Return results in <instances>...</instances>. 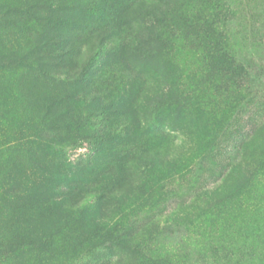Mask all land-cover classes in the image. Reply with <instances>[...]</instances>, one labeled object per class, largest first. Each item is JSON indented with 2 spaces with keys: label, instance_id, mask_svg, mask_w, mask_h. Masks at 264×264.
<instances>
[{
  "label": "rangeland",
  "instance_id": "374dc122",
  "mask_svg": "<svg viewBox=\"0 0 264 264\" xmlns=\"http://www.w3.org/2000/svg\"><path fill=\"white\" fill-rule=\"evenodd\" d=\"M72 1L78 6L0 0V184L16 183L15 196L0 193V264H139L144 253L167 264H264V179L253 183L243 172L258 157L253 145L264 140V0H217L232 11L221 25L246 69L240 100L217 92L218 79L208 78L212 67L203 59L207 49L192 41L197 33L190 27L186 41L165 35L169 42H144L137 51L130 33L111 38L104 77L99 67L82 84L43 75L61 64L78 70L107 11L126 18L132 0ZM163 1L179 8L178 17L190 3L210 2ZM55 42L59 51L46 56L45 46ZM102 85L107 112L88 95L103 93ZM169 93L187 100L158 111ZM71 117L81 118L80 130L66 127ZM144 140L157 154L149 173L125 158L129 143ZM80 185L118 189L135 209L119 212L108 200L100 215L83 220L57 213L51 194ZM99 217L111 228L93 229ZM123 237L134 238L140 256L117 243Z\"/></svg>",
  "mask_w": 264,
  "mask_h": 264
},
{
  "label": "trees",
  "instance_id": "16d2710c",
  "mask_svg": "<svg viewBox=\"0 0 264 264\" xmlns=\"http://www.w3.org/2000/svg\"><path fill=\"white\" fill-rule=\"evenodd\" d=\"M68 0L69 6L64 5V7L73 8L78 6L75 1ZM220 1L210 0L209 5H197L196 3H190L183 10L179 17L175 14L174 11H177L179 8L172 7L171 5L165 4L163 0H153V2H149L148 0H132L129 4L130 10H128V17L123 19L115 14L112 11H107L106 19L103 28L101 29L99 36L96 39V44L91 48V50L86 54L85 59L80 65L79 69L75 72H69L64 64L61 68L59 65V70L56 72H42L45 76H50L56 80L63 81L65 83H76L82 84L89 80L92 73H94L99 67V76H106V74L110 71L101 68L103 64H109V50L113 48L111 43V38H117L118 36H122L124 39V34L130 33L132 35V43L130 46H133L137 51L140 48H144L143 43L148 42L152 44L153 42L158 41H166L169 42V39H165V35H171V37H176V39H180L181 41H186L190 34L188 29L185 31V27H190L193 29L192 33H197L192 40L194 43L198 45V47H204L207 49V55H204L203 59L207 61L208 66H211L212 72L209 74L211 81L218 79V84L216 85L217 92L221 91L222 94L225 95V99L229 98L231 100L238 99L243 96L244 86L242 84V80L246 75L245 67L239 63L236 59V54L231 50L228 36L226 35L225 29L222 27V23L226 24L229 20L230 15H232V11L230 10L228 4L224 1V5H219ZM198 9L199 7H205ZM88 10H91L90 6H87ZM180 8H183L180 7ZM29 9V5L25 10ZM97 14H99L102 9L96 8ZM47 10V9H46ZM179 18L183 22V27L177 28L178 25L176 23V19ZM122 19V20H121ZM135 23V24H134ZM223 24V25H224ZM144 26L148 30L143 34L141 31L133 30V26ZM191 33V34H192ZM135 41L136 44H133ZM146 45V44H145ZM122 48V47H121ZM124 49V48H123ZM59 51V43L55 42V44H50L45 46L44 52L46 56L54 55V52ZM69 50L63 51V57L67 58V54ZM52 55V56H53ZM59 59V56L56 59ZM20 61V60H19ZM28 62V61H27ZM31 64L36 65L37 68L42 69V64H39L36 60L31 62ZM102 72V73H101ZM100 86V85H99ZM102 89L104 90L106 87L102 85ZM215 87H213L214 90ZM107 90H104L103 93L95 92L94 94L88 92L89 98L96 102V104L101 103L106 98ZM176 96L175 94H167L165 95L161 101L159 102L158 111H167L173 108L176 105H181L182 102L187 100V96ZM103 106V111L107 112L112 110L111 106L105 103H101ZM99 105V106H100ZM114 105L118 110H121L120 106ZM102 119V118H101ZM103 120V119H102ZM57 121L64 122V119H57ZM81 118L71 117L68 120L67 128L80 130L83 127ZM51 125L44 124L42 126L47 127ZM50 127V126H49ZM264 129V126H262ZM111 137L114 138L115 131L111 130ZM254 137V134L251 137ZM255 139V137H254ZM253 139V140H254ZM252 141V139H251ZM151 144L148 140L139 141V142H131L126 147L127 153H125V158L134 157L137 159V164L143 170V172L149 173L152 169L153 160L156 159L157 154L151 150ZM254 154L258 155V157L253 160L250 164H247V167L243 169V172L247 174L249 178L253 179V183L262 182L259 178L264 179V140L257 142L253 145ZM82 178V177H80ZM29 184L34 186V188L39 189L42 187V181L29 180ZM7 187L0 184V193L3 196L14 195V189L16 187V183L10 184L5 183ZM78 192L75 194V190L78 189ZM139 188H137L138 190ZM242 192L240 195V199L243 198L245 202V197L249 194L248 188L242 185ZM73 191V193H70ZM139 193V191H138ZM82 194V198L79 197ZM76 195L78 197H76ZM87 196L86 198L84 196ZM84 197V198H83ZM112 200V203L116 207V209L121 212L125 210L135 209V203L131 202L132 198L128 195L123 197V193L118 189L108 188L107 186H98L95 190L84 189L83 185L70 187L67 191L63 192H54L50 196V203H55L57 205V213H65L69 212L72 215L79 219H85L88 214H97L100 215L101 208L105 201ZM225 201V209L228 205L227 199H223ZM259 202H262L261 199H258ZM48 203V204H50ZM223 204V205H224ZM254 205V204H253ZM255 204V208L261 210L260 204ZM137 207V206H136ZM220 208V207H218ZM220 209L217 211L219 213ZM91 226L93 229L97 231H105L107 227L106 219L99 217L97 220L91 221ZM116 229V228H115ZM134 238H119L117 243L122 245L123 247L128 248L130 253L137 254L140 256L141 253L138 252L135 248H139L134 244ZM31 243L30 240H27L23 244V246H27ZM138 258V257H137ZM138 258L137 261H139ZM5 264H8L5 262ZM139 264H167L162 258H157L153 255L144 253L142 261Z\"/></svg>",
  "mask_w": 264,
  "mask_h": 264
}]
</instances>
